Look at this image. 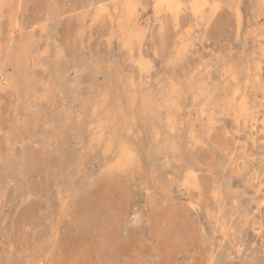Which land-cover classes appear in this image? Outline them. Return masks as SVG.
<instances>
[{
	"label": "rangeland",
	"instance_id": "1",
	"mask_svg": "<svg viewBox=\"0 0 264 264\" xmlns=\"http://www.w3.org/2000/svg\"><path fill=\"white\" fill-rule=\"evenodd\" d=\"M0 264H264V0H0Z\"/></svg>",
	"mask_w": 264,
	"mask_h": 264
},
{
	"label": "bare ground",
	"instance_id": "2",
	"mask_svg": "<svg viewBox=\"0 0 264 264\" xmlns=\"http://www.w3.org/2000/svg\"><path fill=\"white\" fill-rule=\"evenodd\" d=\"M182 6H184V5H182ZM192 6V5H191ZM166 8V7H165ZM187 8V7H186ZM175 10V9H174ZM104 11V10H103ZM180 11V10H179ZM176 15V14H175ZM196 195V194H195ZM182 225V224H181ZM106 238V237H105Z\"/></svg>",
	"mask_w": 264,
	"mask_h": 264
}]
</instances>
